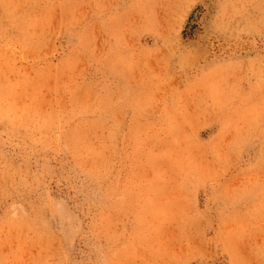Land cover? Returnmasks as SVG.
<instances>
[{
    "label": "rangeland",
    "instance_id": "obj_1",
    "mask_svg": "<svg viewBox=\"0 0 264 264\" xmlns=\"http://www.w3.org/2000/svg\"><path fill=\"white\" fill-rule=\"evenodd\" d=\"M0 264H264V0H0Z\"/></svg>",
    "mask_w": 264,
    "mask_h": 264
}]
</instances>
